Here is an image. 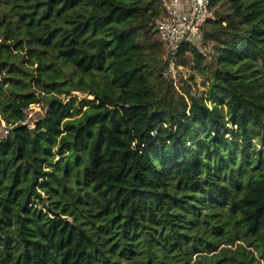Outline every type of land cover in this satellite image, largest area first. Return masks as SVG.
<instances>
[{"label":"trees","instance_id":"trees-1","mask_svg":"<svg viewBox=\"0 0 264 264\" xmlns=\"http://www.w3.org/2000/svg\"><path fill=\"white\" fill-rule=\"evenodd\" d=\"M209 10L213 59L178 55L206 89L184 95L150 38L157 0H0V264L264 259V0Z\"/></svg>","mask_w":264,"mask_h":264},{"label":"built area","instance_id":"built-area-1","mask_svg":"<svg viewBox=\"0 0 264 264\" xmlns=\"http://www.w3.org/2000/svg\"><path fill=\"white\" fill-rule=\"evenodd\" d=\"M157 2L160 5V14L153 21L151 32L166 47L169 57L168 72L177 71L176 60L185 43L196 46L206 58H210L215 44L205 38L203 26L206 19L211 16L209 10L211 0H157ZM0 121L7 126L4 120ZM23 123L30 127L34 126V122L27 123L26 116ZM11 128L12 126H9L3 137L9 134Z\"/></svg>","mask_w":264,"mask_h":264},{"label":"rangeland","instance_id":"rangeland-1","mask_svg":"<svg viewBox=\"0 0 264 264\" xmlns=\"http://www.w3.org/2000/svg\"><path fill=\"white\" fill-rule=\"evenodd\" d=\"M156 4V3H155ZM211 14L213 15L212 11ZM152 24V23H151ZM150 38L152 41L155 42H160L152 33L150 35ZM9 43V42H8ZM11 44V43H9ZM163 47V58L167 59L168 64L165 67L163 71V75L168 78L173 85L176 87L179 93H183V88L190 87L193 92L200 93L203 90L206 89V86L203 85L204 82V75L198 71L193 58L191 54L181 56L177 58L176 60V65H175V70L173 72H168V66H169V57L167 54L166 48ZM12 52H18L20 50H17L16 47L10 46ZM26 51V50H24ZM21 51V52H24ZM213 59V52L211 53V57L207 58V61H211ZM27 64V63H26ZM35 66H30L29 70H33ZM192 76L195 77V81L192 78ZM71 98H76L77 104H79L80 108L85 109V104L90 102L93 99V96L90 95L89 93H84L81 91H73L72 94L67 98V100H70ZM47 108V98L46 97H41L39 104H31L30 107L26 111V121L27 123H33L39 118H41L45 114V110ZM9 129V126L7 125L6 127L3 125L2 121H0V139L5 135L6 131ZM44 198H47L46 204L48 207L53 206L52 204L53 199H51L47 194L44 195ZM61 204H59L60 206ZM43 206V205H42ZM45 211H48L45 209ZM65 219L71 220L70 217L64 216ZM240 240H235L233 244H221L217 251H219L223 246H229L232 248H236V246L240 243ZM255 254L257 255V251H254ZM212 253V252H211ZM210 252L207 254H211ZM258 256V255H257ZM198 256L195 254L193 256V260L197 259ZM259 262L257 264H264V259L262 257H259Z\"/></svg>","mask_w":264,"mask_h":264}]
</instances>
